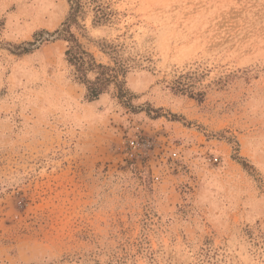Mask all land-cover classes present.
Here are the masks:
<instances>
[{
	"label": "rangeland",
	"instance_id": "obj_1",
	"mask_svg": "<svg viewBox=\"0 0 264 264\" xmlns=\"http://www.w3.org/2000/svg\"><path fill=\"white\" fill-rule=\"evenodd\" d=\"M81 3L93 101L68 1L0 0V264H264V0Z\"/></svg>",
	"mask_w": 264,
	"mask_h": 264
},
{
	"label": "trees",
	"instance_id": "obj_2",
	"mask_svg": "<svg viewBox=\"0 0 264 264\" xmlns=\"http://www.w3.org/2000/svg\"><path fill=\"white\" fill-rule=\"evenodd\" d=\"M69 4L68 14L57 31L59 39L67 43L65 57L67 63L74 68L77 80L85 86V97L88 101L97 99L103 94L108 86L117 80L118 71L97 65L93 56L85 51L79 43L72 29L84 31L79 24V19L83 17L84 7L81 0H67ZM104 14L97 13L94 23H100ZM94 73L92 80L86 79L88 73Z\"/></svg>",
	"mask_w": 264,
	"mask_h": 264
}]
</instances>
